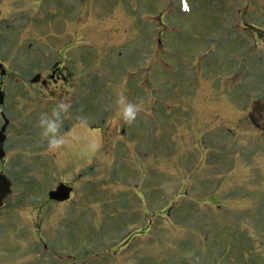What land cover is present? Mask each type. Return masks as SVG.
I'll return each mask as SVG.
<instances>
[{"label": "rangeland", "instance_id": "1", "mask_svg": "<svg viewBox=\"0 0 264 264\" xmlns=\"http://www.w3.org/2000/svg\"><path fill=\"white\" fill-rule=\"evenodd\" d=\"M82 2L6 0L0 264H264V0ZM57 62L65 85L31 84ZM60 104L57 149L39 122Z\"/></svg>", "mask_w": 264, "mask_h": 264}, {"label": "flooded vegetation", "instance_id": "2", "mask_svg": "<svg viewBox=\"0 0 264 264\" xmlns=\"http://www.w3.org/2000/svg\"><path fill=\"white\" fill-rule=\"evenodd\" d=\"M49 1L50 0H46L47 4H48ZM82 1L83 0H74L75 4L76 3L78 4V12L79 13H82L83 12L82 14H84L85 7H84V10H83L82 6H84V4H83ZM12 3L14 4V0H12ZM75 4H74V7H76ZM59 5L62 6L61 4H59ZM59 5L57 6V9H56L57 12H59V10H60V6ZM63 6H64L63 7L64 8L63 11L65 10L67 12V15H69V13L71 14V11L70 10H71V7H73V6L71 5V3L68 2V0H63ZM4 7H7L6 0H0V20H3V18L5 17ZM49 10H51V8ZM73 10H74L73 15H76L78 12H76V9L75 8ZM42 14H45V12H42ZM0 32H1V30H0ZM41 75H42L41 82L38 83V84H36V85H39V86H41L42 88H44L46 90H51L52 87L55 90L60 85H65V83L67 82V79H69L66 76V74H64V72H63V64L61 62L54 63L53 66L51 67V69L48 70V72H46L44 74H41ZM71 84L72 83L70 82V84H69L70 87H71ZM72 87H74L73 88V94L75 95L76 98H75V103L72 104L71 111H73L74 113H76V112H82L84 110V112H85L86 111V107L87 108L88 107H91V104L89 103L90 104L89 105L88 103H84V102H86V100L80 101V97H81V94H82V83L75 82ZM62 92H65L66 93L67 90H64L63 89ZM83 95L84 96H90V95H92V91L88 90L85 93H83ZM94 106L97 108L96 105H94ZM96 108H95V110H96ZM99 109H101L100 106L98 107V111H99ZM96 112H97V110H96ZM1 115H3V114H1ZM259 117H260V119L262 121H264V114L263 113H259ZM74 128H75V125H74ZM68 137H69V134H68ZM72 137H73V132L71 133V135H70L69 138H72ZM89 143H91V140H89ZM94 144H96V142ZM60 147L61 148L62 147L64 148L63 144L61 146L57 147V149L60 148ZM61 153H62V150H61ZM88 171H90L91 175L93 174L92 169H88ZM73 196H74V193L72 192L70 198L72 199ZM70 201L71 200H69L68 202H70ZM61 204H65V203H61ZM46 248H48V247L45 246V249ZM53 255L57 257V260L58 261L55 262L51 258V259H48V262L47 263H44V264H55V263H58V262H63V264H65L64 263V260H61L64 256L58 255L56 252L53 253ZM66 255L68 256V258L65 259V262L68 261V264H69V262H71V259H75L74 256H73V254H66ZM54 260H56V259H54ZM8 264H17V263L11 262L9 260ZM36 264H37V262H36Z\"/></svg>", "mask_w": 264, "mask_h": 264}, {"label": "water", "instance_id": "3", "mask_svg": "<svg viewBox=\"0 0 264 264\" xmlns=\"http://www.w3.org/2000/svg\"><path fill=\"white\" fill-rule=\"evenodd\" d=\"M3 66L0 64V70H2ZM5 71L3 70L1 72V75H5ZM41 80V75L36 76L32 80V84H37ZM5 101V94L3 92H0V105H4ZM253 111H259L264 112V104L261 102H257L254 105ZM8 121L6 120L5 125L2 127L0 132V161L4 159V143L6 140L5 131L8 126ZM12 181L8 179L5 175H0V209L4 207L6 199L11 195L12 193ZM72 188L61 184L55 191H51L49 193V198L53 201L64 203L69 201L72 193Z\"/></svg>", "mask_w": 264, "mask_h": 264}, {"label": "clouds", "instance_id": "4", "mask_svg": "<svg viewBox=\"0 0 264 264\" xmlns=\"http://www.w3.org/2000/svg\"><path fill=\"white\" fill-rule=\"evenodd\" d=\"M122 104L121 118L128 124H131L139 111V106L132 103H125L124 98L121 97L118 101ZM67 111V105L60 104L56 109H53V115L56 119L48 118L46 115L40 120V125L43 128V134L48 137L49 146L57 148L64 143L62 137L57 135L59 129V117L61 112Z\"/></svg>", "mask_w": 264, "mask_h": 264}, {"label": "snow or ice", "instance_id": "5", "mask_svg": "<svg viewBox=\"0 0 264 264\" xmlns=\"http://www.w3.org/2000/svg\"><path fill=\"white\" fill-rule=\"evenodd\" d=\"M185 8H187V5L185 4Z\"/></svg>", "mask_w": 264, "mask_h": 264}]
</instances>
